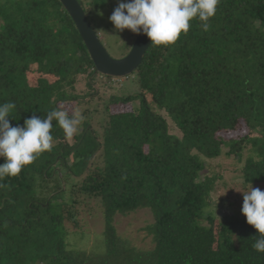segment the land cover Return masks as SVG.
I'll list each match as a JSON object with an SVG mask.
<instances>
[{
    "label": "trees",
    "instance_id": "16d2710c",
    "mask_svg": "<svg viewBox=\"0 0 264 264\" xmlns=\"http://www.w3.org/2000/svg\"><path fill=\"white\" fill-rule=\"evenodd\" d=\"M77 1L85 14L117 4ZM209 23L204 32L193 19L174 44H150L131 75L114 78L95 72L58 0H0V104L15 103L11 126L57 107L84 117L70 140L53 122L52 150L0 181V264H264L241 209L208 210L219 204L207 175L208 160L259 145L239 173L245 185L264 183V0H219ZM125 79L128 93L103 98L99 83ZM239 121L258 137L226 139ZM92 205L103 251L68 248L66 225L77 228ZM138 210L151 214L147 251L114 225Z\"/></svg>",
    "mask_w": 264,
    "mask_h": 264
},
{
    "label": "clouds",
    "instance_id": "9594fccd",
    "mask_svg": "<svg viewBox=\"0 0 264 264\" xmlns=\"http://www.w3.org/2000/svg\"><path fill=\"white\" fill-rule=\"evenodd\" d=\"M218 4L219 0H121L108 20L117 32L127 29L134 35L146 36L152 46H168L182 33L187 34L193 19H197L202 30L207 32ZM15 108L11 101L0 104V159L3 160L0 181L16 177L42 153L52 150L53 122L70 140L78 134L84 120L80 111L70 113L57 107L44 118L33 114L24 120L23 126H11L10 114ZM4 187L7 185L0 183V188ZM241 194V215L258 236L252 247L264 253V190L251 185Z\"/></svg>",
    "mask_w": 264,
    "mask_h": 264
},
{
    "label": "rangeland",
    "instance_id": "374dc122",
    "mask_svg": "<svg viewBox=\"0 0 264 264\" xmlns=\"http://www.w3.org/2000/svg\"><path fill=\"white\" fill-rule=\"evenodd\" d=\"M111 9H102L101 12H87L89 24L92 29L99 36L101 33L102 37L100 41L106 49L109 56L113 59H120L124 57L130 50L131 45L136 37L129 30L125 29L122 32H117L113 25L110 24L108 17L111 15L114 8L118 5L121 0H116ZM109 27V31L104 33V29ZM95 78L92 77L91 80ZM84 79H80L77 84V90H84L83 86ZM103 98L106 99L110 94H126L130 91V84L127 80H123L122 87L121 83L114 82L112 88L109 90V86L103 82L99 83ZM108 86V87H107ZM111 86V85H110ZM124 90V92H123ZM77 91V92H78ZM93 106H97L101 109V101L95 99L92 102ZM62 107V106H61ZM63 108V107H62ZM125 109H128L125 107ZM124 110V109H123ZM171 124V123H170ZM170 132L173 134H179L172 127ZM180 135V134H179ZM226 139L240 140L242 138H255L258 137L257 133L250 130L243 121H239L236 131L232 132L231 135L224 136ZM246 149L236 160H224V159H213L208 160V173L209 177H217L215 180V188L212 193L211 203L217 202V207L212 206L208 210L221 211L231 215L241 209L243 203L242 192L248 190L251 185H245L239 169L247 161H255L258 157L253 155V151L261 152V146L246 144ZM206 173V172H205ZM204 173V175H205ZM203 176V175H202ZM253 188H260L264 190V183H255L252 185ZM238 191V192H237ZM241 192V193H240ZM214 204V205H217ZM80 225L74 228L72 225H66L67 233L65 237L68 248L82 250L90 253H100L103 251V218L101 209H97L96 205L88 207L84 210L80 217ZM152 223L151 214L149 210H138L125 217L116 216L114 225L117 230V234L124 241H127L131 246L138 250L147 251L153 247L151 236L144 230L146 226Z\"/></svg>",
    "mask_w": 264,
    "mask_h": 264
},
{
    "label": "water",
    "instance_id": "95a60500",
    "mask_svg": "<svg viewBox=\"0 0 264 264\" xmlns=\"http://www.w3.org/2000/svg\"><path fill=\"white\" fill-rule=\"evenodd\" d=\"M58 1L69 15L81 37L96 73L114 78H125L137 69L151 44L146 36L136 35L129 52L120 59H113L90 26L79 2L77 0Z\"/></svg>",
    "mask_w": 264,
    "mask_h": 264
}]
</instances>
